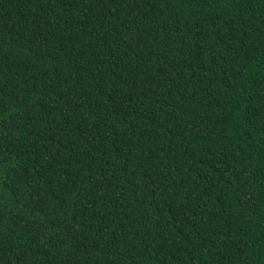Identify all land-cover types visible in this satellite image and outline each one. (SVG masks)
Here are the masks:
<instances>
[{
  "label": "trees",
  "instance_id": "obj_1",
  "mask_svg": "<svg viewBox=\"0 0 264 264\" xmlns=\"http://www.w3.org/2000/svg\"><path fill=\"white\" fill-rule=\"evenodd\" d=\"M0 264H264V0H0Z\"/></svg>",
  "mask_w": 264,
  "mask_h": 264
}]
</instances>
